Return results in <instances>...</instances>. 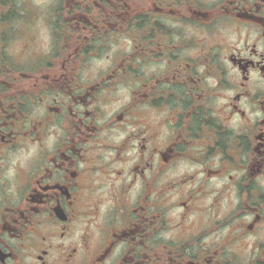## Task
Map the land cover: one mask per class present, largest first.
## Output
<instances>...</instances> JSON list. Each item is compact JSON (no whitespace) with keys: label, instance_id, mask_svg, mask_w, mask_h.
<instances>
[{"label":"flooded vegetation","instance_id":"flooded-vegetation-1","mask_svg":"<svg viewBox=\"0 0 264 264\" xmlns=\"http://www.w3.org/2000/svg\"><path fill=\"white\" fill-rule=\"evenodd\" d=\"M0 264H264V0H0Z\"/></svg>","mask_w":264,"mask_h":264}]
</instances>
